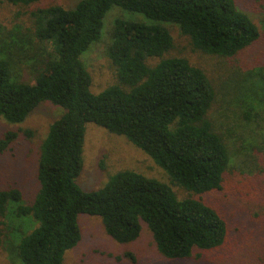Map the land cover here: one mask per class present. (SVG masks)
Wrapping results in <instances>:
<instances>
[{
  "label": "trees",
  "instance_id": "obj_1",
  "mask_svg": "<svg viewBox=\"0 0 264 264\" xmlns=\"http://www.w3.org/2000/svg\"><path fill=\"white\" fill-rule=\"evenodd\" d=\"M114 6L148 21L115 20L107 50L118 84L94 93L81 55L101 39ZM30 19L25 28L0 25V116L22 123L45 101L65 112L43 140L34 201L27 204L18 188L0 189V246L7 252L10 247L21 264H63L65 252L82 239V214L100 217L119 243L138 239L145 223L168 259L221 246L228 232L225 219L200 199L178 198L167 183L123 170L102 188L85 191L77 179L86 125L94 123L143 150L175 185L197 194L222 189L232 154L209 116L215 84L188 59L163 56L175 47L169 25H176L197 50L233 57L260 38L252 17L236 0H79L73 7L36 8ZM153 58L161 59L151 65ZM23 72L34 83L22 80ZM239 73V108L251 125L261 112L242 87L253 78L264 84V65ZM15 137L6 133L0 152Z\"/></svg>",
  "mask_w": 264,
  "mask_h": 264
},
{
  "label": "rangeland",
  "instance_id": "obj_2",
  "mask_svg": "<svg viewBox=\"0 0 264 264\" xmlns=\"http://www.w3.org/2000/svg\"><path fill=\"white\" fill-rule=\"evenodd\" d=\"M78 1L41 0L14 5L0 0V25L11 28L21 24L25 28L31 25L32 10L53 4L73 7ZM236 3L260 30V38L253 44L233 57L207 54L197 50L178 26L169 25L175 47L163 56L188 59L203 69L215 84L216 99L209 116L232 154L222 189L197 194L175 185L168 173L143 150L126 137L112 134L94 123L86 125L84 163L77 179L83 190L92 191L102 188L110 176L123 170L156 178L169 184L178 198L200 199L214 208L227 223L225 242L215 249L201 251L200 256L168 259L158 251L145 223L138 239L119 243L106 233L100 217L82 214L79 216L82 239L65 252L63 264H264V84L261 78H253L242 87L249 104L261 112L259 119L248 125L239 108L241 73L237 75L240 70L264 65V0H236ZM117 18L148 21L141 13L119 6L111 8L104 19L101 39L81 55L91 74L94 93L118 84L107 50ZM160 59L153 58L148 63L154 65ZM22 80L34 83L27 72H23ZM64 112L62 107L45 101L22 123L13 124L0 116V140L8 132L16 134L7 149L0 152V189L18 188L27 204L34 201L40 188L37 169L43 140L51 124ZM16 258L10 247L7 252L0 246V264H21Z\"/></svg>",
  "mask_w": 264,
  "mask_h": 264
}]
</instances>
